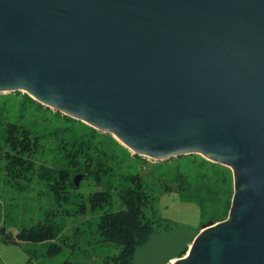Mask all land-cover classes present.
<instances>
[{
	"label": "water",
	"instance_id": "water-1",
	"mask_svg": "<svg viewBox=\"0 0 264 264\" xmlns=\"http://www.w3.org/2000/svg\"><path fill=\"white\" fill-rule=\"evenodd\" d=\"M11 92L136 157L232 171L226 219L153 229L130 264H264V0H0Z\"/></svg>",
	"mask_w": 264,
	"mask_h": 264
},
{
	"label": "rangeland",
	"instance_id": "rangeland-1",
	"mask_svg": "<svg viewBox=\"0 0 264 264\" xmlns=\"http://www.w3.org/2000/svg\"><path fill=\"white\" fill-rule=\"evenodd\" d=\"M63 116L55 109L38 106L24 92L0 96V127L13 121L27 128L31 136L45 135L38 138L35 152L27 157L29 163L17 168V176L9 179L0 169V264H60L65 260L74 264H113L109 258L119 252L120 248L115 244L98 242L100 238L95 233L94 223L102 213L123 210L124 206L114 191L108 204L95 208L89 203V197L102 187L93 181L87 169L80 170L70 165L67 154L71 148L63 146L59 138L65 133V138L68 134H75L67 130L79 131L82 124ZM99 135L97 131L93 142L101 139ZM115 151L117 169L111 179L113 190L126 187L129 182H124L125 179L138 176L148 198L145 214L153 219V228L160 231L186 225L199 230L200 225L206 222L200 218L195 203L180 199L173 181L177 174L188 178L197 176L201 182L212 181L223 174L232 186L229 168L207 164L200 155L170 157L164 161L169 163L162 164L146 157H136L124 147ZM78 162L81 167L86 164L83 157ZM199 164L202 166L195 174ZM87 166L89 170L95 168L93 163ZM75 174L83 177L78 187L72 186ZM58 181L61 182L60 197L54 202V193L49 188ZM44 212H53V220L65 225L60 239L38 243L15 240L16 232L36 225ZM52 242L59 246L54 254L48 255L46 250Z\"/></svg>",
	"mask_w": 264,
	"mask_h": 264
},
{
	"label": "trees",
	"instance_id": "trees-1",
	"mask_svg": "<svg viewBox=\"0 0 264 264\" xmlns=\"http://www.w3.org/2000/svg\"><path fill=\"white\" fill-rule=\"evenodd\" d=\"M27 97L29 96L27 95ZM31 101L34 102L32 99ZM36 104L43 107L38 103ZM63 117L71 122L82 124L79 131L78 129L67 130V132L75 133L72 135L76 136L72 137V135L68 134V137L65 138L67 135L65 133L66 135L63 134L60 138L58 137L63 146L71 148V151L69 150L67 154L69 155L70 165L80 170L87 169V173L92 176L93 181L102 187L101 190H98V192L93 193L89 197V203L95 208H99L102 204H108L112 200L114 194L112 192L114 191L116 198L124 206L123 210L104 212L99 215L97 221L94 223L95 233L100 238L98 242L115 244L120 248L115 256L109 258L111 263L130 264L135 246L143 245L147 236L154 229L153 219L145 214V208L148 205L146 191L141 187L138 176L125 179L124 182H129V185L113 190L111 179L117 169L115 167V159L117 158L115 150L123 146L112 137L100 132L99 137L101 139L93 142L92 138L96 135L97 131L83 122L67 116ZM44 136V134L31 136L27 128L21 127L19 123L13 121H8L0 127V161L4 160L3 163L0 162V169L4 171L6 177L12 179L19 174L17 168L22 167L24 163L28 162L27 157L35 152L34 148L37 145L38 138H44ZM24 155L26 158H24ZM82 157L86 162V168H84L85 166L81 167L78 162L79 158ZM90 163L94 164V170L88 169L87 164L89 165ZM167 163L169 162H162V164ZM205 163L225 168L208 161H205ZM201 166V164L197 166L195 174L198 173ZM26 167L28 168V166ZM196 177L188 178V176L185 175L183 177L180 174L174 176L173 181L180 199L184 202L195 203L198 206L199 216L202 220H210L213 223L223 220V217L229 210L233 192L229 179L227 180L225 175L220 174L212 181L201 182ZM59 189H61V182L59 181L56 182V185H52L49 188L54 193V202L60 197ZM215 205L217 206L216 208H214ZM54 216L53 212H44L43 218L37 221L36 225L16 232L14 235L15 240L38 243L60 239L65 225L54 221ZM58 246V244L52 242L46 250V254H54ZM60 264L74 263L65 260Z\"/></svg>",
	"mask_w": 264,
	"mask_h": 264
}]
</instances>
